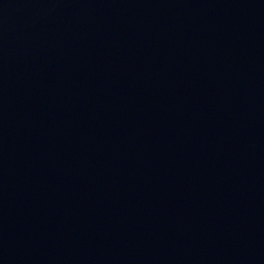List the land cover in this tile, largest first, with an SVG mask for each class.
<instances>
[{"label": "water", "instance_id": "water-1", "mask_svg": "<svg viewBox=\"0 0 264 264\" xmlns=\"http://www.w3.org/2000/svg\"><path fill=\"white\" fill-rule=\"evenodd\" d=\"M0 264H264V0H0Z\"/></svg>", "mask_w": 264, "mask_h": 264}]
</instances>
